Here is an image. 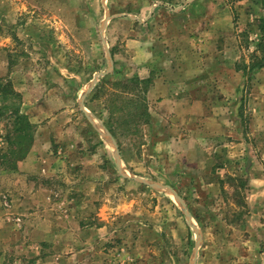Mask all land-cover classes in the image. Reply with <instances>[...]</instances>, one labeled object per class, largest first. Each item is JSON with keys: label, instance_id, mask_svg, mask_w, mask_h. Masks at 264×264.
I'll return each mask as SVG.
<instances>
[{"label": "rangeland", "instance_id": "obj_1", "mask_svg": "<svg viewBox=\"0 0 264 264\" xmlns=\"http://www.w3.org/2000/svg\"><path fill=\"white\" fill-rule=\"evenodd\" d=\"M263 15L264 0H0V79L35 126L15 170L0 156V264H264Z\"/></svg>", "mask_w": 264, "mask_h": 264}, {"label": "trees", "instance_id": "obj_2", "mask_svg": "<svg viewBox=\"0 0 264 264\" xmlns=\"http://www.w3.org/2000/svg\"><path fill=\"white\" fill-rule=\"evenodd\" d=\"M260 22V32L261 39L257 45V51L261 56L255 54V59L257 60L253 64L252 69L264 68V15L259 20ZM129 82V83H127ZM126 84H134V86H140L144 84V80L139 78H132L127 80ZM0 101L2 102L3 112L10 111V117L13 119L14 127L8 134V143L10 145L9 149L5 151L4 154H0L3 164H6V169L15 170L17 163L25 159L28 155L33 138L35 126L30 121L29 117L21 113L22 95L17 92L10 82H4L0 79ZM147 116V114H146Z\"/></svg>", "mask_w": 264, "mask_h": 264}, {"label": "crops", "instance_id": "obj_3", "mask_svg": "<svg viewBox=\"0 0 264 264\" xmlns=\"http://www.w3.org/2000/svg\"><path fill=\"white\" fill-rule=\"evenodd\" d=\"M158 86V82L155 81L152 85H150L147 93L149 99L155 96ZM184 96L185 95H181L179 97L166 93L164 100L161 103H163L164 107H166V105L174 106V109L172 108V113L184 116L186 121L195 119L197 117H204L206 115V110L204 107L207 101L205 98L192 95L190 97Z\"/></svg>", "mask_w": 264, "mask_h": 264}, {"label": "water", "instance_id": "obj_4", "mask_svg": "<svg viewBox=\"0 0 264 264\" xmlns=\"http://www.w3.org/2000/svg\"><path fill=\"white\" fill-rule=\"evenodd\" d=\"M110 20V18L108 17L104 22H103V24H102V27L105 29V27H106V24L108 23V21ZM109 54V53H108ZM109 57H110V55H109ZM137 180H140V179H137ZM159 186V185H158ZM177 199H178V201L182 204V206L185 208V205H184V203H183V201L180 199V198H178L177 197ZM186 213H187V217L190 219V216L188 215V212L186 211Z\"/></svg>", "mask_w": 264, "mask_h": 264}]
</instances>
